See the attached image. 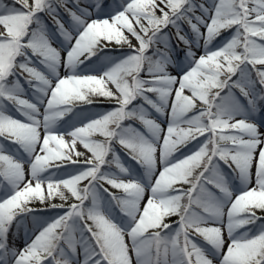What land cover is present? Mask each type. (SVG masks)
<instances>
[{
    "label": "snow or ice",
    "instance_id": "6c2138e0",
    "mask_svg": "<svg viewBox=\"0 0 264 264\" xmlns=\"http://www.w3.org/2000/svg\"><path fill=\"white\" fill-rule=\"evenodd\" d=\"M258 212L264 0H0V264H264Z\"/></svg>",
    "mask_w": 264,
    "mask_h": 264
},
{
    "label": "rangeland",
    "instance_id": "374dc122",
    "mask_svg": "<svg viewBox=\"0 0 264 264\" xmlns=\"http://www.w3.org/2000/svg\"><path fill=\"white\" fill-rule=\"evenodd\" d=\"M81 3H82V6H83L84 0H81ZM49 28L53 29L52 23H50V27ZM114 55H119V53H114ZM257 67H260V66H257ZM62 71H63V69H61V74L63 73ZM253 75H255V73H253ZM28 95L30 96L31 93L29 92ZM96 103L101 104L100 107L98 108L97 112H92V113L86 112L84 110V108H83L85 105H79L78 109H77V115L76 116H71V114H69V117H66L65 119L68 120L69 123H77L78 120L82 119L85 116H89L90 114L92 116L93 114L95 115L98 112H105V111H107V110H109V109H111L113 107L112 103H110L107 100H104L103 98H100ZM13 115H16V114L13 113ZM163 119L164 118L161 117V120H163ZM64 127H67V125H64ZM117 149H118V151H120V154L123 157V161L125 163L128 162L127 157L124 156L123 151L121 149H119L118 145H117ZM79 151H84V149L82 147H80ZM126 166L133 167L134 164L129 163V164H126ZM136 168H138V166H136ZM113 170H115V169H113ZM54 202L55 203H60L59 200H56ZM118 213H119V210L115 209L114 214H118ZM257 214L258 215H264V214L259 213V212ZM45 215L46 216L55 215V213L54 212H49V213H45ZM175 219H176L175 217H172L168 222L171 223ZM30 225H31V229H32L33 228V224H32L31 220H30ZM24 226H25V220L21 223V227L19 228V230H17L15 225L12 228V237L15 239V243H16L17 247H22L23 246V242H24V239H25V229H24L25 227Z\"/></svg>",
    "mask_w": 264,
    "mask_h": 264
}]
</instances>
